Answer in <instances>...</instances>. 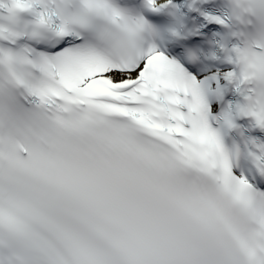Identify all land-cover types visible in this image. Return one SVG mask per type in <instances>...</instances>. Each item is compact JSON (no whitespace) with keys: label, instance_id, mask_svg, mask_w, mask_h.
<instances>
[{"label":"snow or ice","instance_id":"snow-or-ice-1","mask_svg":"<svg viewBox=\"0 0 264 264\" xmlns=\"http://www.w3.org/2000/svg\"><path fill=\"white\" fill-rule=\"evenodd\" d=\"M0 264H264V0H0Z\"/></svg>","mask_w":264,"mask_h":264}]
</instances>
